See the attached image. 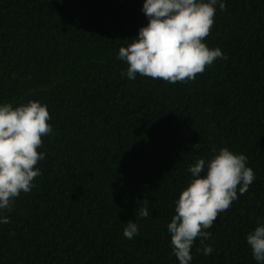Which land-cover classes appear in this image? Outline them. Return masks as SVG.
Instances as JSON below:
<instances>
[{"label": "trees", "instance_id": "16d2710c", "mask_svg": "<svg viewBox=\"0 0 264 264\" xmlns=\"http://www.w3.org/2000/svg\"><path fill=\"white\" fill-rule=\"evenodd\" d=\"M142 3L0 0V103L38 100L52 125L34 187L4 213L0 264H178L166 225L188 165L213 146L245 154L255 179L207 229L214 251L194 241L191 264H257L245 236L264 222V0L217 7L203 39L226 58L176 83L121 76Z\"/></svg>", "mask_w": 264, "mask_h": 264}, {"label": "clouds", "instance_id": "9594fccd", "mask_svg": "<svg viewBox=\"0 0 264 264\" xmlns=\"http://www.w3.org/2000/svg\"><path fill=\"white\" fill-rule=\"evenodd\" d=\"M217 7L223 11L225 0H143L141 10L147 23L118 50L117 59L127 64L121 76L133 80L139 74L169 83L187 82L217 58L225 59L219 47L209 48L203 39L214 24ZM49 120L47 105L38 100L15 107L0 103V224L9 222L5 211H11L15 198L28 193L41 174L36 165L45 153L38 149L42 136L52 133ZM212 153L188 165L190 178L175 200L174 215L166 225L178 264H191L190 250L197 238L205 256L214 251L204 243L211 236L207 229L238 199L237 188L242 195L255 179L245 154L226 146H213ZM138 215H150L146 204L139 208ZM122 234L130 240L138 236V224L128 220ZM245 240L252 258L264 264V222H257Z\"/></svg>", "mask_w": 264, "mask_h": 264}]
</instances>
